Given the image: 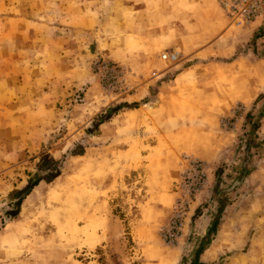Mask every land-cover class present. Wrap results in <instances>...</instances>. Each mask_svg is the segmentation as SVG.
<instances>
[{
	"label": "rangeland",
	"instance_id": "1",
	"mask_svg": "<svg viewBox=\"0 0 264 264\" xmlns=\"http://www.w3.org/2000/svg\"><path fill=\"white\" fill-rule=\"evenodd\" d=\"M122 2L0 0V264H263L264 239L255 246L262 254L251 256L246 252L252 246L241 235L236 248L232 239L214 260L201 261L207 233L201 237L194 225L184 226V219L205 189L210 168L218 191L206 194L195 216L213 218L220 202L239 195L243 182L248 198L264 197V189L254 190L243 172L264 163V93L252 105L225 104L240 67L233 68L231 80L220 64L212 81L229 98L199 95L198 87L211 83L197 81L190 72L178 84L182 94L174 98L171 114L162 120L159 107L145 103L162 80L186 64L185 58L179 47L160 44L161 68L142 70L130 63L128 36L112 17ZM221 2L225 40L254 57L264 55V17L237 25ZM206 47L200 48L202 58L216 53ZM221 48L228 46L223 42ZM165 52L176 54V60L162 59ZM162 72L168 73L159 78ZM257 72L264 82V68ZM185 88L190 93L183 94ZM204 102L210 104L207 115ZM198 120L205 126H195ZM205 127L231 135L232 145L222 150L218 166L193 154L206 148L212 135L220 146L230 143ZM191 160L203 163L205 183L184 197L182 229L170 241L163 230L183 195L178 184ZM151 185L163 189L162 202L173 196L170 213L162 222L137 223ZM215 193L223 197L214 205ZM242 207L247 206L238 202L235 216L241 218L235 224L243 222L250 235L253 229L264 231L263 201L253 210Z\"/></svg>",
	"mask_w": 264,
	"mask_h": 264
},
{
	"label": "crops",
	"instance_id": "2",
	"mask_svg": "<svg viewBox=\"0 0 264 264\" xmlns=\"http://www.w3.org/2000/svg\"><path fill=\"white\" fill-rule=\"evenodd\" d=\"M218 2L219 0H123L122 8L112 15L114 22L120 26V33L127 34L128 36V61L136 68L145 70L152 65L158 66L157 69L161 68L162 66L160 64L158 65V53L156 51V47L160 44L164 48L179 47L182 50V56L185 58L182 63L186 64L172 73V76L167 78L166 81L162 80L153 93V100L145 103V105H157L159 107L158 109L162 111V120H167L166 117H168L169 113L171 114L174 108V98L182 94L180 92L182 88L178 84L183 79V76L190 72L193 73L194 79L197 81L208 79L211 83L208 87H201V89L198 87L200 91L198 93L199 95L204 96V98L208 94L224 96L226 99L229 98L227 90L217 88L212 81L213 79L216 80L217 77L213 68L217 70L223 67L220 64L225 65L226 70L224 72H227L231 80H233L232 76H234L233 68H236L237 65L240 67V71L236 76L238 82H235L234 91L230 94V101L227 100L228 102L225 104L229 105L238 101L252 105L257 96L264 93V82H262L263 80H261L257 72L259 68H264V55L254 57V55L252 56L250 54V51L244 52V48L239 49L241 45L238 46L230 38L227 41L225 40L226 37L228 38V35L226 32H222L223 22L219 23L220 9ZM258 24L254 25V29L258 27ZM223 42H225L228 48H221ZM205 46L211 51L216 52L211 54L213 57L210 55L208 58H202L200 48ZM107 50L110 51V48L107 47ZM198 67H203L204 69L210 68L211 70L203 71ZM167 73L162 72L158 77H163ZM185 89L187 92L183 94L190 93V88ZM209 105V102L201 104L202 112L206 115L208 110L210 111ZM164 112L165 114H163ZM210 117L211 115L209 114ZM195 126H205V123L198 120L195 121ZM208 128L205 127V132L215 131L213 134L216 137L220 134L221 137L227 140L231 136L228 132H216L215 128ZM261 128L264 130V123L261 124ZM212 136L206 148L198 147L194 149L193 154L196 153L204 160H210L214 165L216 162V166H218L222 150L228 145H232V143L231 139H229L230 143L227 144L224 142V146H220L218 140L214 141ZM152 146L155 147L156 144H152ZM261 162L257 167L250 169L246 175V181L248 180L254 185V190L256 191L264 189V163ZM211 170L210 168L207 175L205 189L193 201V208L190 209L184 219V226L185 224L186 226L194 225L196 232L201 237L207 233L211 221L218 215L216 213L213 218H211L210 213L194 215L202 201L207 200L206 194L209 193L210 195L214 190L218 191L214 188L216 186L215 172ZM244 189L245 182L239 188V195L233 194L234 197L232 196V198L226 197V203L218 216L219 220L216 231L210 236L206 247L200 254L201 261L207 262L214 260L224 250L229 249L228 247L231 243H234L232 239L236 240L233 246L236 248L239 243L238 235H241V237L244 236V240L246 241L249 240L248 245H251L252 248L247 249L246 253L248 255L262 254V251L256 250L255 246L259 240L264 239L263 229H253L255 231L250 235L252 231L248 229L246 234L245 231L248 226L245 228L243 222L241 225L235 224L241 218L240 216H235L238 202L244 205L246 204L248 208L246 207L244 211H249V208L253 210L257 203H262V201L264 203V197L261 196L248 198L246 194H243ZM162 191L163 189L159 186L152 187L151 185V188H147L146 194L140 202L137 223L151 224L155 221L162 222L166 220L170 213L169 209L173 201V196L163 198L166 201L164 203L161 198ZM222 197V195L215 193L212 198L214 205L215 203L218 204V201ZM243 207L241 209L242 211ZM147 217H149L148 222L145 219ZM261 249L263 250V247ZM262 261L264 264V259Z\"/></svg>",
	"mask_w": 264,
	"mask_h": 264
},
{
	"label": "built area",
	"instance_id": "3",
	"mask_svg": "<svg viewBox=\"0 0 264 264\" xmlns=\"http://www.w3.org/2000/svg\"><path fill=\"white\" fill-rule=\"evenodd\" d=\"M221 5L230 16L231 20H233V23L237 25L264 17V0H222ZM160 57L170 61H174L177 58L176 54L173 52L162 53ZM205 179L203 163L199 160H191L188 162L183 172L182 180L178 184L183 195L181 194L176 201L171 222L163 230L165 238H168L170 241L177 238L178 231L182 229L184 197L189 198L201 190L205 183Z\"/></svg>",
	"mask_w": 264,
	"mask_h": 264
},
{
	"label": "trees",
	"instance_id": "4",
	"mask_svg": "<svg viewBox=\"0 0 264 264\" xmlns=\"http://www.w3.org/2000/svg\"><path fill=\"white\" fill-rule=\"evenodd\" d=\"M262 116V115H261ZM246 119L248 120V121H252L251 119V115H250V113H247L246 114ZM258 124V122H256L255 124H254V126H251V132L252 133H254L255 132V130L257 129V125ZM244 170H243V172H244V174H246V173H248V170L244 167L243 168ZM29 191V185H28V187H26V188H24L23 190H22V192L23 193H27ZM223 207H224V203L223 202H220V207H219V211H218V215H217V217H215L214 219H213V222H212V226L208 229V231H207V236L205 237V238H207V240L209 241V239H210V234H212V233H214L215 231H216V227H217V223H218V220H219V218H218V216H219V212H221L222 211V209H223ZM198 211V210H197Z\"/></svg>",
	"mask_w": 264,
	"mask_h": 264
}]
</instances>
